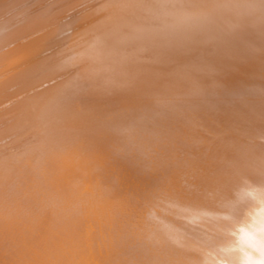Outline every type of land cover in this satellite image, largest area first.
<instances>
[{"label":"bare ground","instance_id":"bare-ground-1","mask_svg":"<svg viewBox=\"0 0 264 264\" xmlns=\"http://www.w3.org/2000/svg\"><path fill=\"white\" fill-rule=\"evenodd\" d=\"M262 252L264 0H0V264Z\"/></svg>","mask_w":264,"mask_h":264},{"label":"clouds","instance_id":"clouds-1","mask_svg":"<svg viewBox=\"0 0 264 264\" xmlns=\"http://www.w3.org/2000/svg\"><path fill=\"white\" fill-rule=\"evenodd\" d=\"M250 264H264V252L261 253V257L258 260L251 261Z\"/></svg>","mask_w":264,"mask_h":264}]
</instances>
